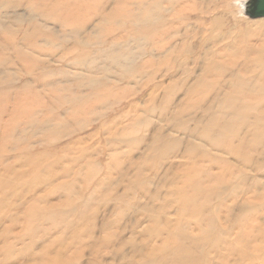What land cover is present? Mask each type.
Instances as JSON below:
<instances>
[{
  "label": "rangeland",
  "instance_id": "rangeland-1",
  "mask_svg": "<svg viewBox=\"0 0 264 264\" xmlns=\"http://www.w3.org/2000/svg\"><path fill=\"white\" fill-rule=\"evenodd\" d=\"M236 1L0 0V264H264V118L230 54L264 18Z\"/></svg>",
  "mask_w": 264,
  "mask_h": 264
},
{
  "label": "bare ground",
  "instance_id": "bare-ground-1",
  "mask_svg": "<svg viewBox=\"0 0 264 264\" xmlns=\"http://www.w3.org/2000/svg\"><path fill=\"white\" fill-rule=\"evenodd\" d=\"M207 0H202V2H206ZM232 1V0H231ZM249 0L247 1H236L237 3L234 5V7L237 8V14H241L244 17H246L247 15H245L244 13V8L246 6V4L248 3ZM210 2V1H209ZM167 3V0H160V2L157 5L158 8V12L159 11H167L168 9H166L164 7V4ZM218 4V3H217ZM224 5V4H223ZM222 8V7H221ZM240 8H241V13H240ZM235 10V9H234ZM145 16V15H144ZM151 15L145 16L144 18L146 19L147 17H150ZM239 16V15H236ZM241 17V16H240ZM248 17V16H247ZM33 18V17H32ZM163 18V17H162ZM173 18V16L171 15L170 20ZM250 18V17H248ZM160 21L163 23L162 26L166 25L167 23V19L163 18V20H161V18H159ZM251 19V18H250ZM260 19V18H259ZM169 20V21H170ZM254 27H256L255 29H252L253 27H248L245 31L242 32V35H240V38H236L235 41L236 42H246V44H237L236 48H231L230 49V54L234 57L237 58V61L235 63V68L236 70L234 71V74L237 73L235 75V77L241 78L240 82H235V87H232V91H238V96L239 98H237V102H246L248 105V97H240L245 90L250 89L249 92L251 91V97L255 96V99L260 100V103L257 104V108H255L254 110L256 111L255 113V121H260L264 118V22H260L259 24L256 23L254 24ZM178 34V33H177ZM235 35V34H234ZM253 37V39L255 40V43H251L250 42V38ZM174 38V37H173ZM222 38V37H221ZM225 35H223V40L225 39ZM165 40V39H164ZM234 40V38H233ZM163 42V41H162ZM165 42V41H164ZM218 43V42H217ZM218 46L213 45V48H219L216 47ZM172 44L170 43L169 48L164 47L163 45L159 46V53L161 55V57H159L160 61L162 60L165 65V63L167 62V57H166V53L169 50H172ZM120 51V50H119ZM212 50H209L206 52L205 56H210ZM223 55V56H222ZM225 52H221L219 56H222V58L224 57ZM124 58V57H123ZM196 58V57H195ZM231 59V58H230ZM243 61L244 63L242 64V67H240L241 62ZM228 61V60H227ZM235 62V61H234ZM240 62V64H239ZM248 62V63H247ZM249 62H251L257 69V73L255 75L252 74V72L250 71V66H249ZM113 63V61H112ZM121 61H118L117 64L121 65ZM222 63H224L222 60H217V63H215V65L212 66H204L200 72L202 74H209V73H213L216 70H221L222 68ZM230 64H232V62H229ZM116 64V63H115ZM141 67V66H140ZM166 66H162V70L165 69ZM167 71L164 75V77L166 78L168 76L169 78V82H167L168 87H172L175 85H178V82L176 81V71L177 67L174 64H171L167 66ZM181 69V67H178V71ZM183 70V69H182ZM227 73V72H226ZM227 75V74H226ZM253 77V82L248 81V78L245 77ZM220 77V76H219ZM199 78V77H198ZM205 81L201 80L199 81V79L197 80L196 84L194 85V89H199L201 87V84ZM254 84V85H253ZM252 87V88H251ZM189 88V87H188ZM213 90V89H212ZM193 95V94H192ZM232 99V97H225L223 102H228ZM181 104V103H180ZM252 104V103H251ZM259 104H261V106L258 109ZM111 105V104H110ZM219 105V104H218ZM221 105H225V103L221 104ZM107 106V105H106ZM241 106V105H240ZM245 107V106H244ZM218 108V107H217ZM235 119V118H234ZM239 119V117H238ZM214 120V118H213ZM212 120V121H213ZM198 121V120H197ZM196 121V122H197ZM239 121V120H238ZM250 122V121H249ZM117 123V122H116ZM241 123V122H240ZM120 125V124H119ZM216 125V124H215ZM228 125V124H226ZM238 125V124H237ZM229 126V125H228ZM238 128V127H237ZM243 128V127H242ZM117 129V128H116ZM240 131V130H239ZM246 131V130H244ZM116 132V131H115ZM256 133V132H255ZM208 136V135H207ZM239 136V135H238ZM252 136V135H251ZM264 136V135H263ZM262 137V134H261ZM256 139L258 141V136H256ZM201 142V141H200ZM193 143V142H192ZM245 143V142H244ZM257 143V142H256ZM195 144V143H194ZM258 145H260V143H257V146L254 147L255 149L258 148ZM195 148V146L190 145L189 149L193 151V149ZM217 148V147H216ZM242 149V147L240 146V149L236 150V151H240ZM251 150V149H250ZM249 150V151H250ZM191 151V152H192ZM233 151H235L233 149ZM247 151V150H246ZM207 153V152H206ZM248 153V152H247ZM236 154V153H235ZM239 156V155H237ZM256 161V160H255ZM241 163V162H240ZM247 163V162H246ZM251 163V162H249ZM219 164V162H218ZM239 164V163H238ZM199 171V170H198ZM139 174V173H138ZM218 175V174H217ZM219 176V175H218ZM211 177V176H210ZM262 177V176H261ZM221 186V185H220ZM218 188V187H217ZM222 188V187H221ZM209 198V197H208ZM155 211V210H154ZM18 230V229H17ZM2 231V230H1ZM5 231V230H4ZM71 232V231H70ZM78 232V231H77ZM7 232H1L0 234V241L2 240H6L7 236H9L10 234H6L4 237L2 235H4ZM15 233V232H14ZM77 235V234H76ZM69 236V235H68ZM78 237V236H77ZM6 242V241H4ZM12 244L10 246L7 247H3L0 248V253H2L1 255L5 254L4 250H8V248H10L11 250ZM154 254L153 256H155V252L156 249H153V246H150L147 251H146V255L150 256L148 253ZM257 252L259 253V248L257 249ZM0 255V256H1ZM61 255V254H59ZM55 259V257L51 256V254H49L43 261L47 260V259ZM82 258V257H81ZM233 260V259H232ZM241 260V259H240ZM156 263V262H155ZM254 264V263H253Z\"/></svg>",
  "mask_w": 264,
  "mask_h": 264
},
{
  "label": "water",
  "instance_id": "water-1",
  "mask_svg": "<svg viewBox=\"0 0 264 264\" xmlns=\"http://www.w3.org/2000/svg\"><path fill=\"white\" fill-rule=\"evenodd\" d=\"M244 13L251 19L264 18V0H249Z\"/></svg>",
  "mask_w": 264,
  "mask_h": 264
}]
</instances>
